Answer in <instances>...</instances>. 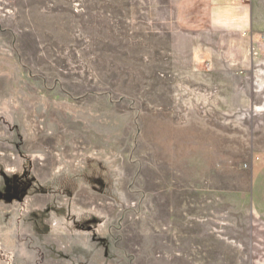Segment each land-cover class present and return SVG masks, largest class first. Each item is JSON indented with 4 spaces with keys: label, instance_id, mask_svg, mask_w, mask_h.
<instances>
[{
    "label": "rangeland",
    "instance_id": "rangeland-1",
    "mask_svg": "<svg viewBox=\"0 0 264 264\" xmlns=\"http://www.w3.org/2000/svg\"><path fill=\"white\" fill-rule=\"evenodd\" d=\"M0 264H264V0H0Z\"/></svg>",
    "mask_w": 264,
    "mask_h": 264
}]
</instances>
